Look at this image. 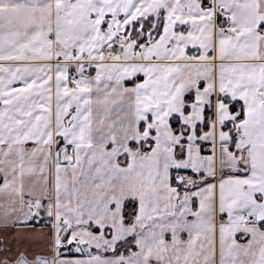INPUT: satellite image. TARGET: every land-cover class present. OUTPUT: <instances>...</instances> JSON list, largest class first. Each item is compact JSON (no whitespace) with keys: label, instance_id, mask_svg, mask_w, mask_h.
Returning <instances> with one entry per match:
<instances>
[{"label":"snow or ice","instance_id":"snow-or-ice-1","mask_svg":"<svg viewBox=\"0 0 264 264\" xmlns=\"http://www.w3.org/2000/svg\"><path fill=\"white\" fill-rule=\"evenodd\" d=\"M0 264H264V0H0Z\"/></svg>","mask_w":264,"mask_h":264}]
</instances>
